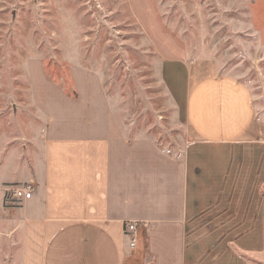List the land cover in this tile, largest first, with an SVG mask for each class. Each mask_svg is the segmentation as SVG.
<instances>
[{"label": "crops", "instance_id": "crops-1", "mask_svg": "<svg viewBox=\"0 0 264 264\" xmlns=\"http://www.w3.org/2000/svg\"><path fill=\"white\" fill-rule=\"evenodd\" d=\"M262 22L256 40L264 69ZM216 68L199 63L190 74L186 118L192 146H263L264 84L231 65L227 75L214 74ZM29 72L31 112L46 123L41 129L32 123L25 137L0 136L1 202L13 184L33 190L31 199L8 193L19 203L21 264H132L147 256L154 264H249L232 251L233 243L252 257L263 250L262 167L243 173L241 183H250H242L241 195L250 201L194 204L188 157L149 137L129 136L93 72L72 67L77 98L49 79L41 60H31ZM127 221L141 223L134 250L125 235ZM226 225L227 251L221 249L225 240H216L217 229ZM233 229L239 233L234 240Z\"/></svg>", "mask_w": 264, "mask_h": 264}, {"label": "rangeland", "instance_id": "rangeland-1", "mask_svg": "<svg viewBox=\"0 0 264 264\" xmlns=\"http://www.w3.org/2000/svg\"><path fill=\"white\" fill-rule=\"evenodd\" d=\"M263 19L264 0H0V136L25 137L29 125L41 129L46 123L41 113L31 112V60H41L49 79L74 98L71 70L80 65L102 80L129 136L149 137L188 157L194 204L250 201L241 195L242 183L250 181L241 179L246 169L262 167L264 187V145L192 146L186 98L199 63L215 64L218 76L231 65L264 84L256 40ZM18 204L8 191L2 202L0 197V264H21ZM231 237H239L238 229ZM216 238L225 240L217 247L227 251V225ZM239 244L233 243V252L249 264H264V248L252 257ZM147 263L154 264L149 256L132 262Z\"/></svg>", "mask_w": 264, "mask_h": 264}, {"label": "built area", "instance_id": "built-area-1", "mask_svg": "<svg viewBox=\"0 0 264 264\" xmlns=\"http://www.w3.org/2000/svg\"><path fill=\"white\" fill-rule=\"evenodd\" d=\"M10 197L16 200L31 199L33 190L30 185L27 186H13L7 188ZM141 223L138 221H127L124 225L125 235L129 239V247L135 249L138 243V234Z\"/></svg>", "mask_w": 264, "mask_h": 264}, {"label": "trees", "instance_id": "trees-1", "mask_svg": "<svg viewBox=\"0 0 264 264\" xmlns=\"http://www.w3.org/2000/svg\"><path fill=\"white\" fill-rule=\"evenodd\" d=\"M142 230V229H141ZM143 231V230H142ZM143 233H144V231H143Z\"/></svg>", "mask_w": 264, "mask_h": 264}]
</instances>
